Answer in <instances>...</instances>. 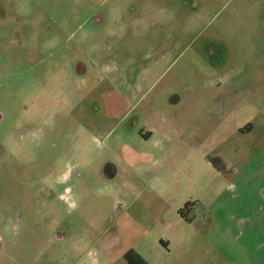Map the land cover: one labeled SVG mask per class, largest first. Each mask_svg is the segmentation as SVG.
I'll list each match as a JSON object with an SVG mask.
<instances>
[{"label": "rangeland", "instance_id": "1", "mask_svg": "<svg viewBox=\"0 0 264 264\" xmlns=\"http://www.w3.org/2000/svg\"><path fill=\"white\" fill-rule=\"evenodd\" d=\"M261 70L264 0H0V264H128V185L192 193L182 159L129 139L131 120L147 103L149 119L198 117L228 150L236 123L264 121Z\"/></svg>", "mask_w": 264, "mask_h": 264}, {"label": "crops", "instance_id": "2", "mask_svg": "<svg viewBox=\"0 0 264 264\" xmlns=\"http://www.w3.org/2000/svg\"><path fill=\"white\" fill-rule=\"evenodd\" d=\"M214 41L221 44L220 37ZM219 48L216 51L222 58ZM260 72L264 76V70ZM201 106L200 100L193 101L198 111ZM154 108L148 103L142 106L138 117H142V124L137 123V116L133 118L130 124L140 127L128 138L155 142L165 157L182 159L192 193L174 202L177 182L158 179L129 184L125 195L131 201L126 206L134 204L136 208L134 213L124 210L118 218L121 238L124 242L131 238L132 244L125 245L123 260L128 264H264V121L245 119L236 123L229 133L233 141L240 143L228 150H216L206 145L210 135L207 138L203 131V120L188 116L160 120L145 117ZM127 112L131 114L132 110ZM260 124L259 138L254 130ZM219 135L220 124L211 132V138ZM245 140L250 144H241ZM162 167L176 169L172 164ZM68 192L67 187L60 197H66ZM186 203L188 206L179 213ZM146 205L171 207L174 214L165 219L163 214L142 213Z\"/></svg>", "mask_w": 264, "mask_h": 264}, {"label": "trees", "instance_id": "3", "mask_svg": "<svg viewBox=\"0 0 264 264\" xmlns=\"http://www.w3.org/2000/svg\"><path fill=\"white\" fill-rule=\"evenodd\" d=\"M187 206H188V203H186V204L183 206V208H181V209L179 210V213L182 214L183 209L186 208Z\"/></svg>", "mask_w": 264, "mask_h": 264}]
</instances>
